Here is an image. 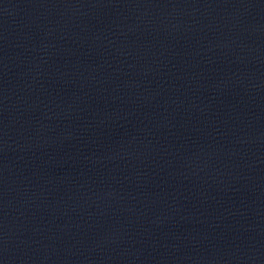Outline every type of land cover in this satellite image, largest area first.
<instances>
[{
  "label": "water",
  "instance_id": "obj_1",
  "mask_svg": "<svg viewBox=\"0 0 264 264\" xmlns=\"http://www.w3.org/2000/svg\"><path fill=\"white\" fill-rule=\"evenodd\" d=\"M0 264H264V0H0Z\"/></svg>",
  "mask_w": 264,
  "mask_h": 264
}]
</instances>
